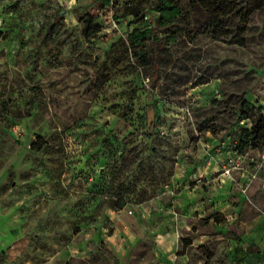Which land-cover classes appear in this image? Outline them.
<instances>
[{
	"label": "rangeland",
	"instance_id": "374dc122",
	"mask_svg": "<svg viewBox=\"0 0 264 264\" xmlns=\"http://www.w3.org/2000/svg\"><path fill=\"white\" fill-rule=\"evenodd\" d=\"M177 3L159 27L154 0H0V264H140L152 241L118 256L110 213L174 230L175 264H264V153L238 110L262 113L264 9L238 47Z\"/></svg>",
	"mask_w": 264,
	"mask_h": 264
},
{
	"label": "trees",
	"instance_id": "16d2710c",
	"mask_svg": "<svg viewBox=\"0 0 264 264\" xmlns=\"http://www.w3.org/2000/svg\"><path fill=\"white\" fill-rule=\"evenodd\" d=\"M155 11L159 17L157 24L159 27H165L175 22L181 12L177 0H154ZM208 17L207 26L200 32L203 35H209L215 41L227 40L228 44L238 47H245V35L250 16L264 9V0H247L244 7H238L236 0H196ZM236 20L238 26L234 31L226 30L228 24ZM150 32V31H148ZM148 32L135 33L130 36L132 45H140ZM239 114L242 119L250 120V129H244L240 133V147L242 149H264V114L261 109L247 102L241 101L239 105Z\"/></svg>",
	"mask_w": 264,
	"mask_h": 264
},
{
	"label": "crops",
	"instance_id": "0c3cea01",
	"mask_svg": "<svg viewBox=\"0 0 264 264\" xmlns=\"http://www.w3.org/2000/svg\"><path fill=\"white\" fill-rule=\"evenodd\" d=\"M258 106L262 108V113H264V102H262V100ZM219 142L220 138L212 137L209 144H216ZM261 150V152L264 153V149ZM220 177L219 175V178ZM262 181H264V179H262ZM226 184H228V182H226ZM262 188H264V185H262ZM260 196L264 199V194H260L259 197ZM109 218L110 220H114L116 230L110 235H105L104 238L105 242L113 244L114 247L117 248V252L119 253L118 256H124L128 249L151 240L152 250L150 256L144 259L140 264H164L165 261H169L167 264H175L174 260H176L177 250L179 248V235L174 230H170L161 235L158 234L156 229L152 228V226L145 225V222L139 223L140 221H138L139 227L131 228L121 216H115L110 213ZM141 226L143 228H141Z\"/></svg>",
	"mask_w": 264,
	"mask_h": 264
}]
</instances>
